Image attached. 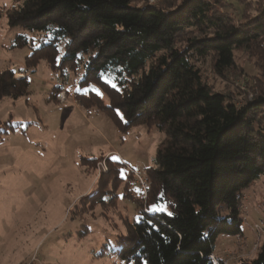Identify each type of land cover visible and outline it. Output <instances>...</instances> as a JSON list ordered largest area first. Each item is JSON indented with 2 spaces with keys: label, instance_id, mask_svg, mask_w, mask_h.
<instances>
[{
  "label": "trees",
  "instance_id": "obj_1",
  "mask_svg": "<svg viewBox=\"0 0 264 264\" xmlns=\"http://www.w3.org/2000/svg\"><path fill=\"white\" fill-rule=\"evenodd\" d=\"M233 2L242 6L239 19L221 11ZM5 17L10 28L39 36L40 44L15 37L13 49L32 52L24 76L0 70V101L27 97L43 61L63 76L87 58L79 85L97 86L107 101L93 91L76 93L81 105L109 116L124 134L139 125L166 134L145 173L146 209L140 199L139 216L113 253L135 264H214L218 239L243 235L244 193L264 176V81L251 101L238 104L205 82L197 62L211 56L224 78L235 67L237 49L261 52L264 0H174L162 6L148 0H17ZM104 74L114 75V83ZM62 92L59 83L50 100ZM10 122L0 123V138L14 129ZM99 159L82 158L81 164L94 168ZM121 170L101 176L95 192L80 202L114 199L129 172ZM237 264H264V238L253 260Z\"/></svg>",
  "mask_w": 264,
  "mask_h": 264
},
{
  "label": "rangeland",
  "instance_id": "obj_2",
  "mask_svg": "<svg viewBox=\"0 0 264 264\" xmlns=\"http://www.w3.org/2000/svg\"><path fill=\"white\" fill-rule=\"evenodd\" d=\"M170 1L174 0L148 3L162 6ZM16 2L0 0V70L11 68L17 78L25 71L24 61L32 49H13L15 37L33 38L35 46L40 37L8 26L5 14ZM221 11L239 19L242 6L233 2ZM261 41V52L237 49L235 67L224 78L216 74L211 56L197 62L205 82L238 104L251 101L264 81V38ZM86 61L82 59L78 70L69 69L63 76L43 61L31 76L27 97L0 101V123L11 119L14 127L0 138V264H135L113 251L121 250L119 237L137 220L140 199L146 209L145 173L166 134L147 125L124 134L109 116L81 105L76 93L98 91L107 101L97 86L80 87ZM103 77L114 83V75ZM59 83H64V92L52 101L51 90ZM82 158L100 159L89 168L82 166ZM109 158L115 162L110 164ZM111 169L128 170L132 178L127 179L126 171L124 182L115 187L116 196L113 193L114 199L107 198L104 205L80 202L95 192L99 178ZM126 185L129 196H125ZM241 214L243 235L221 236L216 244L215 256L228 264L253 260L263 241L254 226L264 218V176L245 191Z\"/></svg>",
  "mask_w": 264,
  "mask_h": 264
},
{
  "label": "built area",
  "instance_id": "obj_3",
  "mask_svg": "<svg viewBox=\"0 0 264 264\" xmlns=\"http://www.w3.org/2000/svg\"><path fill=\"white\" fill-rule=\"evenodd\" d=\"M153 4V3H152ZM131 171H133L131 169ZM134 174L139 176L137 172L134 171ZM140 180H141V184H142V188L144 191H146V186H145V183L144 181L141 179V177H139ZM254 230H255V233L257 235V237L259 239L261 238H264V218L260 219L254 226ZM211 259L212 261L214 262V264H228V261L222 259V258H218L216 257L215 255H212L211 256Z\"/></svg>",
  "mask_w": 264,
  "mask_h": 264
},
{
  "label": "snow or ice",
  "instance_id": "obj_4",
  "mask_svg": "<svg viewBox=\"0 0 264 264\" xmlns=\"http://www.w3.org/2000/svg\"><path fill=\"white\" fill-rule=\"evenodd\" d=\"M97 94H98V95H101L98 91H97ZM121 118H122V117H121ZM113 159H116V158L114 157Z\"/></svg>",
  "mask_w": 264,
  "mask_h": 264
},
{
  "label": "crops",
  "instance_id": "obj_5",
  "mask_svg": "<svg viewBox=\"0 0 264 264\" xmlns=\"http://www.w3.org/2000/svg\"><path fill=\"white\" fill-rule=\"evenodd\" d=\"M22 75V74H21Z\"/></svg>",
  "mask_w": 264,
  "mask_h": 264
}]
</instances>
